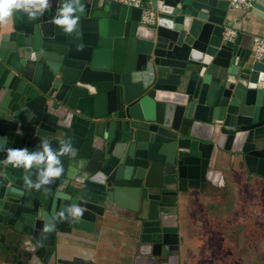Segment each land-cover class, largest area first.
I'll return each instance as SVG.
<instances>
[{
  "label": "water",
  "instance_id": "water-1",
  "mask_svg": "<svg viewBox=\"0 0 264 264\" xmlns=\"http://www.w3.org/2000/svg\"><path fill=\"white\" fill-rule=\"evenodd\" d=\"M59 3L1 22L0 224L15 264H80L75 244L93 242L81 234L118 218L130 224L134 264H179V197L233 173L228 154L264 179V63L241 35L225 38L227 0H149V25L141 9L81 0L72 33L52 22ZM42 137L74 152L37 190L27 184L35 168L4 161ZM72 204L81 217L67 215Z\"/></svg>",
  "mask_w": 264,
  "mask_h": 264
},
{
  "label": "crops",
  "instance_id": "crops-1",
  "mask_svg": "<svg viewBox=\"0 0 264 264\" xmlns=\"http://www.w3.org/2000/svg\"><path fill=\"white\" fill-rule=\"evenodd\" d=\"M225 27L237 31L241 47L252 51L253 37L264 38V0H255L250 10L230 6ZM5 32L0 22V40ZM242 161L228 154L224 166L233 165V173L227 170L218 186L192 190V198L179 197V264H264V179L249 174ZM129 225L118 218L106 233L81 234L93 242L75 244L69 257L80 264H134ZM6 231L0 224V264H15Z\"/></svg>",
  "mask_w": 264,
  "mask_h": 264
},
{
  "label": "clouds",
  "instance_id": "clouds-1",
  "mask_svg": "<svg viewBox=\"0 0 264 264\" xmlns=\"http://www.w3.org/2000/svg\"><path fill=\"white\" fill-rule=\"evenodd\" d=\"M50 7V0H0V22L11 17L14 12H22L29 20H35L44 15ZM83 12L81 0H60L53 23L66 33H72L79 23V13ZM74 152L70 141L61 142L59 147L53 149L48 137H42L35 151L27 148H9L5 163L14 167L37 170L36 181H27L29 187L37 190L50 185L55 178L60 177L64 168L61 157ZM68 216L79 218L85 209L78 204L70 205L66 210ZM65 211L56 215L64 217ZM53 225L45 224V231L51 230Z\"/></svg>",
  "mask_w": 264,
  "mask_h": 264
},
{
  "label": "built area",
  "instance_id": "built-area-1",
  "mask_svg": "<svg viewBox=\"0 0 264 264\" xmlns=\"http://www.w3.org/2000/svg\"><path fill=\"white\" fill-rule=\"evenodd\" d=\"M129 7L138 8L142 10L141 23L143 25L153 24L156 19V13L150 8L149 0H111ZM230 6L236 9L250 10L254 7L255 0H227ZM238 32L226 28L225 38L228 40L235 39ZM251 58L254 62L264 63V38L255 36L252 39Z\"/></svg>",
  "mask_w": 264,
  "mask_h": 264
},
{
  "label": "flooded vegetation",
  "instance_id": "flooded-vegetation-1",
  "mask_svg": "<svg viewBox=\"0 0 264 264\" xmlns=\"http://www.w3.org/2000/svg\"><path fill=\"white\" fill-rule=\"evenodd\" d=\"M247 264V263H246Z\"/></svg>",
  "mask_w": 264,
  "mask_h": 264
}]
</instances>
